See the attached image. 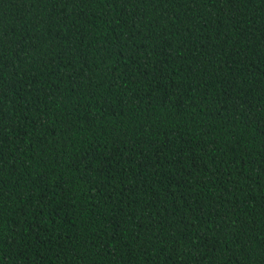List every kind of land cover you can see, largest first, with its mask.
<instances>
[{"label":"trees","instance_id":"obj_1","mask_svg":"<svg viewBox=\"0 0 264 264\" xmlns=\"http://www.w3.org/2000/svg\"><path fill=\"white\" fill-rule=\"evenodd\" d=\"M0 264H264V0H0Z\"/></svg>","mask_w":264,"mask_h":264}]
</instances>
